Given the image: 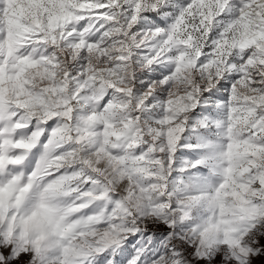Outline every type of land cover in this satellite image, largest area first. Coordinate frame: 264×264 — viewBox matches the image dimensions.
Listing matches in <instances>:
<instances>
[{
    "label": "snow or ice",
    "instance_id": "obj_1",
    "mask_svg": "<svg viewBox=\"0 0 264 264\" xmlns=\"http://www.w3.org/2000/svg\"><path fill=\"white\" fill-rule=\"evenodd\" d=\"M257 258L264 0H0V264Z\"/></svg>",
    "mask_w": 264,
    "mask_h": 264
},
{
    "label": "rangeland",
    "instance_id": "obj_2",
    "mask_svg": "<svg viewBox=\"0 0 264 264\" xmlns=\"http://www.w3.org/2000/svg\"><path fill=\"white\" fill-rule=\"evenodd\" d=\"M262 261H264V258H257V259L254 261V264H262Z\"/></svg>",
    "mask_w": 264,
    "mask_h": 264
}]
</instances>
